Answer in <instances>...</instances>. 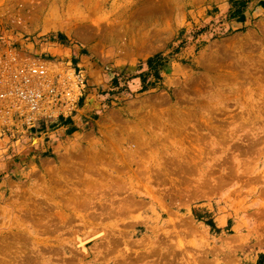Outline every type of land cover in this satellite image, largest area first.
Here are the masks:
<instances>
[{
	"label": "rangeland",
	"instance_id": "rangeland-1",
	"mask_svg": "<svg viewBox=\"0 0 264 264\" xmlns=\"http://www.w3.org/2000/svg\"><path fill=\"white\" fill-rule=\"evenodd\" d=\"M6 47L87 85L0 128V264H256L264 0H0Z\"/></svg>",
	"mask_w": 264,
	"mask_h": 264
},
{
	"label": "built area",
	"instance_id": "built-area-1",
	"mask_svg": "<svg viewBox=\"0 0 264 264\" xmlns=\"http://www.w3.org/2000/svg\"><path fill=\"white\" fill-rule=\"evenodd\" d=\"M87 85L70 62L26 59L6 47L0 52V128L30 129L78 110Z\"/></svg>",
	"mask_w": 264,
	"mask_h": 264
},
{
	"label": "trees",
	"instance_id": "trees-1",
	"mask_svg": "<svg viewBox=\"0 0 264 264\" xmlns=\"http://www.w3.org/2000/svg\"><path fill=\"white\" fill-rule=\"evenodd\" d=\"M150 65H153V60L149 61L148 62ZM208 224L211 226V227H214V223L212 221H209ZM256 264H264V253H259L258 254V257H257V260H256Z\"/></svg>",
	"mask_w": 264,
	"mask_h": 264
},
{
	"label": "crops",
	"instance_id": "crops-1",
	"mask_svg": "<svg viewBox=\"0 0 264 264\" xmlns=\"http://www.w3.org/2000/svg\"><path fill=\"white\" fill-rule=\"evenodd\" d=\"M71 126H76V124L73 122L72 124H69ZM65 126H68V125H65Z\"/></svg>",
	"mask_w": 264,
	"mask_h": 264
},
{
	"label": "bare ground",
	"instance_id": "bare-ground-1",
	"mask_svg": "<svg viewBox=\"0 0 264 264\" xmlns=\"http://www.w3.org/2000/svg\"><path fill=\"white\" fill-rule=\"evenodd\" d=\"M91 104V103H90ZM168 253V252H167Z\"/></svg>",
	"mask_w": 264,
	"mask_h": 264
}]
</instances>
